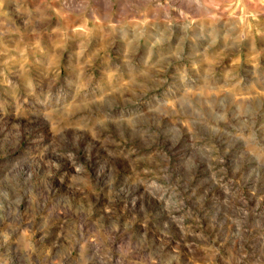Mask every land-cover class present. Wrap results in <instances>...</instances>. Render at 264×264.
Listing matches in <instances>:
<instances>
[{
    "label": "clouds",
    "instance_id": "clouds-1",
    "mask_svg": "<svg viewBox=\"0 0 264 264\" xmlns=\"http://www.w3.org/2000/svg\"><path fill=\"white\" fill-rule=\"evenodd\" d=\"M254 2L264 7V0ZM3 4L0 0V7ZM155 7L165 9L166 15L175 13L173 19L183 23L185 32L201 34L211 27L212 18L224 20L226 11L215 0H163ZM119 8L118 0H112L111 10L99 7L97 0H88L86 5V10L92 9L93 26L105 34L108 51L70 52L63 74L50 76L38 66L31 77L20 74L14 82L7 76L0 80V89L9 95L19 91L22 98L27 97L28 114L43 135L38 143L27 144L31 150L27 159H21L29 139L21 120H13L0 140V264H185L186 255L191 264H264V248L250 254L242 235L233 241L227 256L218 248L197 245L208 256L206 260L182 252L179 241L165 252L166 242L161 240L155 251L149 239L150 213L143 216L144 227L137 228L129 209L128 216L124 215L128 205L122 197L126 185L142 187V195L162 203L176 221L172 213L183 211V192L187 191L179 179L181 168L191 172L197 166L196 157L207 155L209 167L221 170L229 153L228 148L221 151L211 137L202 140L197 135L201 124L214 133L230 129L226 134L242 145L240 159L264 167V118L258 113L246 116L238 107L217 114L215 100L188 86L191 69L204 77L222 75L226 90L239 89L245 65L262 68L264 19L249 13L246 21H240L229 13L232 29L205 44L197 54L199 60L189 62L179 47L153 53L149 45L156 47L163 34L144 45L148 51L141 60L137 44L119 42L126 40L125 26L131 23L119 15ZM153 8L149 3L136 11L146 18ZM114 35L115 42L110 39ZM260 83L259 88L251 85L250 98L264 97V81ZM172 87L179 94L164 96L161 102L158 97ZM21 107L16 105L17 111ZM0 109L8 115L3 104ZM44 109L60 117L71 109L76 115L63 121L60 133L53 135L42 118L46 117ZM153 114L162 119H152ZM185 139L192 149L186 159L178 151ZM93 145L104 153L99 160L93 158ZM158 191H171L179 199L170 203ZM60 208L63 216L57 213ZM181 234L182 239L200 236L183 227ZM184 246L189 253L193 251L186 240Z\"/></svg>",
    "mask_w": 264,
    "mask_h": 264
},
{
    "label": "rangeland",
    "instance_id": "rangeland-1",
    "mask_svg": "<svg viewBox=\"0 0 264 264\" xmlns=\"http://www.w3.org/2000/svg\"><path fill=\"white\" fill-rule=\"evenodd\" d=\"M172 2L176 3V0ZM215 2L226 6L225 19L212 18L209 21L211 27L201 34L198 30L185 32L183 23L173 19L175 13L166 15L165 9L155 7L157 3H163V0H118L119 15L131 21L125 26L126 40L119 42L126 44L132 41L137 44L141 48L142 60L148 51L144 45L152 38L163 34V41L161 40L156 47L149 45L152 52L167 50L168 47H179L184 50L190 62L199 60L197 54L203 52L204 45L210 40L217 36L222 38L225 32L232 29L234 21L228 20L229 13L239 17L240 21H246L249 13H255L264 19V7L254 0H215ZM87 3L88 0H4L3 6L0 7V80L7 76L9 81L14 82L20 74L31 77L38 66H42L50 76H55L57 72L63 74L65 57L70 52L100 54L108 51L105 48L107 44L105 34L93 26L92 9L86 10ZM149 3L153 4V10L148 12L146 18L140 17L136 9L143 8ZM97 4L105 10H111L112 0H97ZM167 20H172V23H166ZM112 23L115 24L116 19H113ZM187 36L193 39H187ZM110 39L115 42L117 36L114 35ZM261 64L262 68L259 70H253L247 65L243 67L241 77L243 83L236 90L225 89L222 75L204 77L202 72L197 73L191 69L188 86L197 88L204 97L215 100L214 107L217 114L222 113L226 108L238 107L246 116L258 113L260 118H264V97L250 98L251 85L256 84L259 88L260 81H264V60ZM175 83L178 85V77L175 78ZM213 93L215 96L212 95ZM178 94L176 87H172L170 91L162 93L158 99L162 102L164 96L172 97ZM156 102L153 100V103ZM0 104L8 109L7 116L0 109V140L8 134L13 120H21L20 123L28 129L29 137L21 159H27L31 155L27 144L38 143L43 139L41 129L35 126L28 114V99L22 98L19 91L9 95L6 89H0ZM18 104L22 106L20 111L16 108ZM185 107L187 111H191L187 105ZM44 111L46 117L42 118H46L53 135L60 133L64 126L63 121L71 120L76 115L71 109L66 111L64 117L58 116L52 109H44ZM152 119L162 118L153 114ZM144 127L147 129L148 124ZM171 127L169 125V136L172 135ZM196 131L202 140L211 137L221 151L224 148L229 149V153L225 156L224 169L210 168L211 161L207 155L196 157L197 166L193 171L189 172L181 168L179 179L181 184L186 185L187 191L183 192L185 197L183 211L172 213L177 217L176 221H173L163 210L162 203L150 200L146 195H142L144 192L142 187L131 184L126 185L122 193L128 205V208L123 209L124 215L128 216L129 209L132 214L130 218L138 222L137 228H143V216L145 212L150 213L149 239L154 241L155 251L159 250L161 240L166 242L165 252H170L171 247L179 241L182 252L192 255L194 259L206 260L208 256L196 247L197 245L218 248L222 255L227 256L233 241L238 235H242L247 238L245 247L250 254L258 253L264 248V199H262L264 198V167H258L255 162L245 163L240 159L242 145L226 134L230 129L214 133L206 125L201 124L197 126ZM148 139L149 137L145 136V140ZM46 143L45 140L44 144ZM44 144H39V147H43ZM91 151L94 159L99 160L104 156L98 146H91ZM178 151L184 154V159L191 153V145L187 139L180 144ZM237 180L239 184L233 183ZM157 194H162L170 203L179 199L171 191H158ZM189 212L192 215H189ZM57 213L63 216V208L58 209ZM181 227L188 228L193 233H200V236L188 235L182 239ZM249 229L252 231L249 232ZM165 233L168 235L165 236ZM185 240L193 246L191 253L184 246ZM239 243L244 241L240 240ZM13 255L15 258V254ZM183 260L185 264H191L187 255Z\"/></svg>",
    "mask_w": 264,
    "mask_h": 264
}]
</instances>
